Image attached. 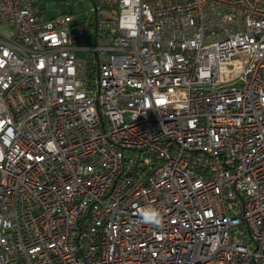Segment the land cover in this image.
<instances>
[{
    "label": "built area",
    "instance_id": "built-area-1",
    "mask_svg": "<svg viewBox=\"0 0 264 264\" xmlns=\"http://www.w3.org/2000/svg\"><path fill=\"white\" fill-rule=\"evenodd\" d=\"M87 13L0 0V264H264V0Z\"/></svg>",
    "mask_w": 264,
    "mask_h": 264
},
{
    "label": "rangeland",
    "instance_id": "rangeland-1",
    "mask_svg": "<svg viewBox=\"0 0 264 264\" xmlns=\"http://www.w3.org/2000/svg\"><path fill=\"white\" fill-rule=\"evenodd\" d=\"M93 6V0H48L45 3L46 14L52 17L61 12L73 13L80 23L88 18L87 11ZM107 10L101 9V14H107ZM7 32L6 27H0Z\"/></svg>",
    "mask_w": 264,
    "mask_h": 264
},
{
    "label": "trees",
    "instance_id": "trees-1",
    "mask_svg": "<svg viewBox=\"0 0 264 264\" xmlns=\"http://www.w3.org/2000/svg\"><path fill=\"white\" fill-rule=\"evenodd\" d=\"M33 1V5L36 9H38L39 11L46 13V8H45V3L48 0H32Z\"/></svg>",
    "mask_w": 264,
    "mask_h": 264
},
{
    "label": "clouds",
    "instance_id": "clouds-1",
    "mask_svg": "<svg viewBox=\"0 0 264 264\" xmlns=\"http://www.w3.org/2000/svg\"><path fill=\"white\" fill-rule=\"evenodd\" d=\"M145 220L147 222H155L157 224L160 223L159 214L156 212H152L151 214H145Z\"/></svg>",
    "mask_w": 264,
    "mask_h": 264
},
{
    "label": "water",
    "instance_id": "water-1",
    "mask_svg": "<svg viewBox=\"0 0 264 264\" xmlns=\"http://www.w3.org/2000/svg\"><path fill=\"white\" fill-rule=\"evenodd\" d=\"M94 17H96V14L94 15Z\"/></svg>",
    "mask_w": 264,
    "mask_h": 264
}]
</instances>
